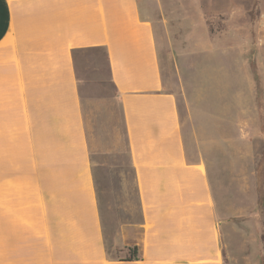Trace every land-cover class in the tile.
<instances>
[{"label":"crops","instance_id":"obj_1","mask_svg":"<svg viewBox=\"0 0 264 264\" xmlns=\"http://www.w3.org/2000/svg\"><path fill=\"white\" fill-rule=\"evenodd\" d=\"M147 0H0V264H224ZM178 71V70H177ZM123 126L139 220L105 246L86 117ZM97 115V114H96Z\"/></svg>","mask_w":264,"mask_h":264},{"label":"rangeland","instance_id":"obj_2","mask_svg":"<svg viewBox=\"0 0 264 264\" xmlns=\"http://www.w3.org/2000/svg\"><path fill=\"white\" fill-rule=\"evenodd\" d=\"M147 1L186 148L209 167L223 262L264 264V0ZM86 120L106 250L126 258L119 229L140 210L123 126L111 106Z\"/></svg>","mask_w":264,"mask_h":264},{"label":"trees","instance_id":"obj_3","mask_svg":"<svg viewBox=\"0 0 264 264\" xmlns=\"http://www.w3.org/2000/svg\"><path fill=\"white\" fill-rule=\"evenodd\" d=\"M129 257L124 258L123 260H133L137 259V250L135 247L129 248Z\"/></svg>","mask_w":264,"mask_h":264}]
</instances>
